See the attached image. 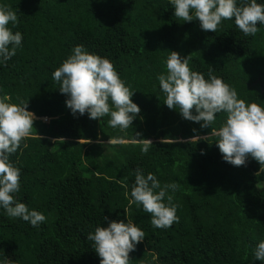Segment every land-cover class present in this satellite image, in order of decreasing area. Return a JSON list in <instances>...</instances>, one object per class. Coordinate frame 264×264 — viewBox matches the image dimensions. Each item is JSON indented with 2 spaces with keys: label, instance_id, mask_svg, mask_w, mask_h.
Listing matches in <instances>:
<instances>
[{
  "label": "trees",
  "instance_id": "trees-1",
  "mask_svg": "<svg viewBox=\"0 0 264 264\" xmlns=\"http://www.w3.org/2000/svg\"><path fill=\"white\" fill-rule=\"evenodd\" d=\"M0 5L16 12L18 25L8 27L23 37L16 54L0 63V99L7 95L6 102L18 106L28 102L35 115L31 136L9 158L20 169L15 199L46 217L33 227L0 207V264H100L87 235L109 221L129 220L145 234L129 253V264H264L254 256L264 241L259 163L225 162L210 128L201 129L164 104L157 79L167 74L171 51L190 54L191 71L206 80L211 71L238 99L264 108V24H257L255 36H245L234 18L222 20L215 33L204 31L198 19L175 17L170 0H0ZM78 45L107 58L134 92L141 112L126 131L108 126L109 116H74L66 106L52 74ZM42 118L53 120L55 139L43 137ZM225 119L226 113L216 114L211 128L219 129ZM197 134L208 137L191 140ZM110 137L129 142H104ZM135 138L151 139L146 154ZM137 168L154 174L161 187L178 185L163 201L171 195L178 205L179 219L171 227H153L151 214L129 203Z\"/></svg>",
  "mask_w": 264,
  "mask_h": 264
},
{
  "label": "clouds",
  "instance_id": "clouds-1",
  "mask_svg": "<svg viewBox=\"0 0 264 264\" xmlns=\"http://www.w3.org/2000/svg\"><path fill=\"white\" fill-rule=\"evenodd\" d=\"M174 16L184 22L198 19L204 31L216 32L222 20H232L245 36H255L257 24H264V4L257 0H170ZM18 16L10 6L0 5V63L7 64L22 43V34L8 27L18 25ZM190 54L181 57L171 51L166 60L167 74L157 77L162 92L166 95L164 104L169 109H179L183 119L200 125L201 129H211L222 158L232 166H245L249 158L260 165L257 176L264 175V108L257 103H246L237 98V92L209 72V79L189 68ZM60 84L59 91L65 94L66 106L76 116L88 114L89 119L98 120L109 116L108 126L126 131L141 112L133 102L134 92L120 79L113 64L107 59L76 46L69 56L52 74ZM10 97L0 99V207L8 217L20 218L33 227L42 224L46 217L36 210H30L25 203L18 202L15 194L20 190V169L10 163V156L20 148L21 141L31 136L35 115L23 106L7 103ZM111 102V107H110ZM114 109V110H113ZM226 113V119L219 129L211 126L216 114ZM143 119L142 117H140ZM193 132H197L193 129ZM136 133V136H140ZM198 134L191 140H206ZM59 140L63 141L62 138ZM190 140V141H191ZM57 142V141H54ZM141 151L147 153L152 141L136 139ZM165 142L163 139L161 143ZM122 138H111L108 144H124ZM26 146V145H25ZM201 154L203 150H201ZM175 191L178 185L166 184L161 187L154 174L145 176L139 168L135 172V182L131 188L130 204L142 206L151 214V224L155 228L167 229L178 222V205L167 195L168 189ZM159 189L158 192H154ZM126 198L128 193H125ZM108 220V217H104ZM86 239L101 258L100 264H129V253L145 239L144 232L132 221H109L107 227L97 226ZM254 256L264 261V241L258 243ZM4 264H9L5 261Z\"/></svg>",
  "mask_w": 264,
  "mask_h": 264
},
{
  "label": "rangeland",
  "instance_id": "rangeland-1",
  "mask_svg": "<svg viewBox=\"0 0 264 264\" xmlns=\"http://www.w3.org/2000/svg\"><path fill=\"white\" fill-rule=\"evenodd\" d=\"M41 120H42L43 125H44V135H43V137H46V138L51 139V140L55 139L54 137H52L53 129H54V122H53V120H51L49 118H42ZM108 141L109 140H106L104 142H108ZM79 142H89V143H91L92 141H89V140H87V141L79 140ZM125 142L127 143L129 141H126L125 140Z\"/></svg>",
  "mask_w": 264,
  "mask_h": 264
},
{
  "label": "crops",
  "instance_id": "crops-1",
  "mask_svg": "<svg viewBox=\"0 0 264 264\" xmlns=\"http://www.w3.org/2000/svg\"><path fill=\"white\" fill-rule=\"evenodd\" d=\"M151 140V139H150Z\"/></svg>",
  "mask_w": 264,
  "mask_h": 264
}]
</instances>
